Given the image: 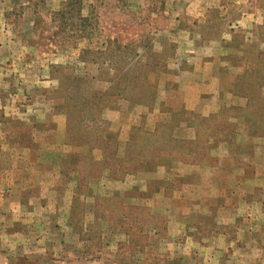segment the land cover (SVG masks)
I'll use <instances>...</instances> for the list:
<instances>
[{
	"label": "rangeland",
	"instance_id": "obj_1",
	"mask_svg": "<svg viewBox=\"0 0 264 264\" xmlns=\"http://www.w3.org/2000/svg\"><path fill=\"white\" fill-rule=\"evenodd\" d=\"M0 264H264V0H0Z\"/></svg>",
	"mask_w": 264,
	"mask_h": 264
},
{
	"label": "trees",
	"instance_id": "obj_2",
	"mask_svg": "<svg viewBox=\"0 0 264 264\" xmlns=\"http://www.w3.org/2000/svg\"><path fill=\"white\" fill-rule=\"evenodd\" d=\"M138 84H141V83H139L138 81H136ZM129 88H130V90H132V92H136V94L137 95H140L139 96V99H137V101H140V103L141 104H146V103H148L150 100H152V99H150L151 98V94H148V93H146L145 92V90H144V88L142 87V89L140 90V89H138V85H136V84H133V83H130L129 82ZM145 84H143V86H144ZM147 85V87L148 88H152V86L150 85V84H146ZM138 90V91H137ZM90 103V102H89ZM89 106H91V105H89ZM97 106H98V104H93L92 105V108L94 107V108H97ZM100 140V139H99ZM104 141H102V140H100L99 141V145L98 146H100L101 147V144H104V147L106 146V145H108L106 142H104ZM103 147V148H104ZM103 148L101 147V149L103 150ZM114 154V153H113ZM129 154V153H128ZM106 157H108V155H106ZM116 156L114 155V158H115ZM117 159H115V161H116ZM183 160H185V159H183ZM188 160H190V159H188ZM112 179H117L116 178V175L115 174H113L112 175ZM97 216V215H96ZM96 220V219H95ZM97 221V220H96Z\"/></svg>",
	"mask_w": 264,
	"mask_h": 264
},
{
	"label": "crops",
	"instance_id": "obj_3",
	"mask_svg": "<svg viewBox=\"0 0 264 264\" xmlns=\"http://www.w3.org/2000/svg\"><path fill=\"white\" fill-rule=\"evenodd\" d=\"M219 80H220V79H219ZM177 86H178L177 88H180L182 85L179 84V85H177ZM229 91H231V90H229ZM229 91L227 92L228 95H230V94H229ZM209 94H210V93H207V94H204V95L202 94V96L207 97L206 99H211V97L213 98V96H215L216 94H217L216 97L219 96V95H221V91H219V93H216V94L214 93L215 95H209ZM223 94H224V93H223ZM220 97H221V96H220ZM193 103H194V104L191 106V109L194 110V111H199L200 109H198V108H199L198 103H196L195 101H193ZM243 160H244V159H240V161H243ZM240 161H239V162H240ZM239 164H241V163H239ZM239 164H238V165H239ZM246 166H248V165H246Z\"/></svg>",
	"mask_w": 264,
	"mask_h": 264
}]
</instances>
